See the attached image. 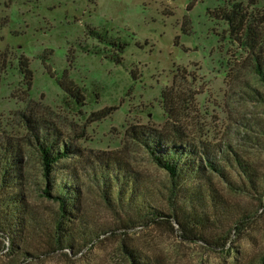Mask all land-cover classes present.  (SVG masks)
I'll list each match as a JSON object with an SVG mask.
<instances>
[{
	"label": "rangeland",
	"instance_id": "374dc122",
	"mask_svg": "<svg viewBox=\"0 0 264 264\" xmlns=\"http://www.w3.org/2000/svg\"><path fill=\"white\" fill-rule=\"evenodd\" d=\"M233 3L264 48V0H0V140L26 137L23 115L38 117L74 151L54 165V178L80 190L68 229L74 246L57 249V203L42 194L39 159L29 153L23 194L33 220L13 244L0 234V264H133L127 251L137 264H264V103L252 97L264 85L250 71L244 35L230 34L222 18ZM132 125L229 157V182L205 170L225 210L193 228L196 236L168 216V178L129 137ZM108 156L138 173L164 216L138 223L142 195L129 211L105 204L99 178Z\"/></svg>",
	"mask_w": 264,
	"mask_h": 264
},
{
	"label": "trees",
	"instance_id": "16d2710c",
	"mask_svg": "<svg viewBox=\"0 0 264 264\" xmlns=\"http://www.w3.org/2000/svg\"><path fill=\"white\" fill-rule=\"evenodd\" d=\"M222 18L227 22L230 34L244 35V44L249 50L250 71L264 85L262 40L259 41V37L251 32L241 3H233L231 10L225 12ZM21 67L24 77L31 73L28 60L21 61ZM60 85L69 96L79 100L78 89L71 81L63 80ZM253 92V99L264 103V93L257 89H253ZM166 112L172 117L175 110L170 106ZM108 113L109 109H105L93 113L92 116L96 120ZM23 116L27 136L16 142L10 139L0 140V234L13 244L14 238L21 236L25 228L29 226V220H33L31 211L26 207L27 200L23 194L26 181V160L28 154L32 152L38 156L40 172L45 183L42 194L57 203L55 242L57 249L72 248L74 246L71 240L72 232L68 229H71L69 226L73 218L78 220L80 190L69 181L58 183L53 176V169L61 158L67 157L74 151L63 139H58L55 130L48 133L46 125L39 121L38 117ZM174 131L177 132L176 129ZM127 134L144 149L153 165L166 174L168 181L163 194L168 202L171 215L167 214L175 220L186 238L196 236V229L193 230V228L205 226L207 220H211L225 210L223 198L216 194L213 186L204 178L207 174L205 170H209L210 174L217 173L229 182L230 179L222 164L223 161L229 163V157L224 155L222 149L211 152L208 148L197 145L180 135L145 125H132L127 130ZM235 161L248 176L251 187L257 191L261 184L254 183L250 168L237 156ZM104 162L100 170L102 174L99 178L101 183L99 187L101 198L108 207L129 211L132 205L137 206L135 204L137 196L142 195L141 209L137 211L139 213L138 223L143 222L144 218L149 217V220H155L166 214L150 204L141 186L142 181L138 173L133 172L128 164L122 160L111 159L109 156L104 159ZM5 194H8V197L2 198ZM179 203L180 211L175 208ZM243 219L247 217L245 216L237 223L242 224ZM238 228L236 225L235 229ZM127 253L131 256L133 264H137L133 253L130 251Z\"/></svg>",
	"mask_w": 264,
	"mask_h": 264
}]
</instances>
